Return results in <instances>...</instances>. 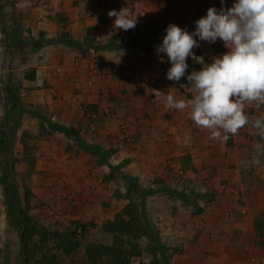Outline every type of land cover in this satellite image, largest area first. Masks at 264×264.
<instances>
[{
	"label": "rangeland",
	"instance_id": "374dc122",
	"mask_svg": "<svg viewBox=\"0 0 264 264\" xmlns=\"http://www.w3.org/2000/svg\"><path fill=\"white\" fill-rule=\"evenodd\" d=\"M120 3L121 9L133 10L136 7L144 11L147 17L143 20L149 19L148 22L155 24L162 38L167 25L158 21L156 10H160L159 16L165 17V9L170 5L177 14L183 15L191 10L187 3H193L192 7L197 9L196 13L201 18L209 7H221L220 0H138L137 3L135 0L129 3L122 0ZM232 4L233 0H226L224 7ZM7 5L4 2L0 11L16 10L14 0ZM98 7L101 8L100 5ZM103 16L96 17V22L109 24L105 18L106 22L100 21ZM188 19L195 23L197 16ZM114 20L111 19L112 28L106 32L109 38L103 42L92 33L95 25L85 29L84 37L77 40H86V46L78 48L60 44L70 57L67 62L56 59L50 65L48 71L52 70L57 76L53 82L51 79L43 80V74L37 77L40 80L37 81L34 68L22 70L29 61V55L35 52L31 46L32 37L24 35L22 48L5 49L2 44L5 38L1 35L5 26L18 31L19 25L16 16L12 20L9 15L5 18V13H0V130L6 132V136L0 134V178L4 171L8 172L24 215L32 218V222L46 232L45 237L35 238L38 242L44 240L39 242L42 252L54 256L57 264H84L86 245H109L111 236L101 231V224L113 219L128 203L125 198L127 183L123 179L124 174H128L137 180L133 183L137 191L132 190L131 197L136 204H143L147 222L152 224L159 237L160 228H164L167 222L165 217L170 229L176 224L184 225L189 218L185 225L193 229L190 233L193 237L200 240L208 236L207 239L216 244L212 247L218 251L233 249L236 255H232V260L237 264H264V246L261 245L264 243V137L259 136L249 124L235 135L228 134L226 145L220 146L223 138L211 139L210 130L197 127L188 118L187 110L179 112L165 108L164 102L160 103L162 98L155 99L156 91L187 100L193 95L189 82L186 78L179 82L166 79L165 74L171 64L167 57L161 62L156 53L157 46H152L149 51L95 49L93 46L97 43L107 45L111 37L120 44L130 38L136 40L137 32L141 36L146 34L148 22H139L134 35L128 33L127 40H124L121 37L124 35L116 33ZM63 33L72 38L63 31L56 37ZM92 40L94 43L90 42ZM74 51L81 52L78 55L82 56L85 53L87 58L75 59ZM193 51L210 63L214 56L223 54L226 49L221 41H217L215 44L201 42L200 47ZM104 52L112 54L102 56ZM144 68H147V77ZM200 68L198 64L195 70ZM136 71L137 79L134 78ZM32 73L35 77L31 83L27 77ZM94 87L96 92H91ZM15 99L19 103L16 108L20 116L17 117L11 110ZM247 112L253 120L264 116V108L255 104L249 105ZM38 116L74 129L80 142L77 143L73 136L67 137L51 130L49 122ZM158 118L161 123L176 126V134L182 131L183 136L188 134L194 141L202 135L201 140L211 147L208 156L216 159L192 161L176 157L178 161L172 168L164 156H158L164 153H157L155 144L148 141L138 144L136 138L135 141L132 139L137 134L133 128L157 122ZM13 121L16 123L14 134L11 132ZM110 136L113 137L109 140ZM158 148L161 149L162 145ZM140 153L147 154L151 170L157 169L160 158L159 165L171 168L172 172L176 170L177 176H147L140 180L134 172L135 158H139ZM109 165L115 170H111ZM8 188L9 184L0 180V264H18L19 231L12 214L16 206L12 204L14 199ZM141 189L145 194L138 192ZM183 191L192 192L195 205H191V200L183 202L173 193ZM197 193L209 197L197 199ZM178 209L181 211L175 214ZM77 222L86 227L82 238L75 230ZM196 225H201L206 234L202 235L203 230L197 229ZM181 238H187V234ZM75 240L80 247L64 253L65 242ZM148 244L147 239L141 240L144 254L141 258H134L131 264H150ZM180 251L179 245L169 248L165 259L160 257V264H169L168 258Z\"/></svg>",
	"mask_w": 264,
	"mask_h": 264
},
{
	"label": "clouds",
	"instance_id": "9594fccd",
	"mask_svg": "<svg viewBox=\"0 0 264 264\" xmlns=\"http://www.w3.org/2000/svg\"><path fill=\"white\" fill-rule=\"evenodd\" d=\"M225 2L220 0V8L209 7L191 32L176 24L166 27L162 43L156 47L161 62L167 57L171 64L166 79L179 82L186 77L193 95L185 100L156 91L155 99L162 98L169 110H187L197 127L210 130L211 139L226 140L228 134L235 135L249 124L264 137V116L253 120L247 112L251 104L264 106V0H233L231 7H224ZM107 14L115 18L114 27L119 30L134 29L139 22V15L127 8ZM217 41L226 51L210 63L193 51L201 42ZM189 58L201 68L186 75ZM190 139L186 137V141Z\"/></svg>",
	"mask_w": 264,
	"mask_h": 264
},
{
	"label": "crops",
	"instance_id": "0c3cea01",
	"mask_svg": "<svg viewBox=\"0 0 264 264\" xmlns=\"http://www.w3.org/2000/svg\"><path fill=\"white\" fill-rule=\"evenodd\" d=\"M10 0L0 1V7L5 2V5L8 4ZM16 3V10H1L0 13H5V18L9 15V17L13 20V16L17 17V25H19V30L13 31L10 28L4 29V32L1 34L5 40L2 42L5 49L9 50L14 46H18L22 48L24 35H28L32 37V50L35 51L31 55H29L27 64H24L22 70L26 68H34L36 70V80L40 74H43V80L50 81V79L54 82L57 77L55 73L50 70L48 71L50 65H53L56 59H61L64 62H67L69 59V55L60 48V44H51L44 45L43 42L39 40H52L57 36L59 32H68L74 40H78L83 38L85 35V29L90 26H95L92 31L93 35L97 40H101L102 42L109 38V35L106 34L108 28H112V21L114 17H109L108 12L110 10H121V1L122 0H14ZM137 3L138 0H135ZM191 10H187L186 14L183 15L177 14L173 6L169 5V8H166L165 14L167 16H159L160 10H156V17L158 21L162 24H176L181 28H187L188 30L193 31L195 28V23H190L188 17L190 19H194L197 16V20L199 19L198 13H196L197 9L192 7L193 3H187ZM186 4V6H187ZM100 5L101 8L98 7ZM8 6V5H7ZM187 6V7H188ZM100 14L104 15L103 18L109 21V24L106 25L98 24L96 19L100 16ZM188 15V17H187ZM177 16V19H175ZM19 17L21 19H19ZM97 17V18H96ZM155 17V15H154ZM112 19V21H111ZM6 22H8L6 20ZM14 22V21H13ZM45 33V37H42V34ZM21 35V36H20ZM22 40V41H18ZM203 44V43H202ZM25 47V45H24ZM26 48V47H25ZM7 53V52H6ZM81 52H75L74 55L76 58L78 57H86L84 55H78ZM117 53H122L118 51ZM112 53L104 52L102 56H111ZM108 58V57H107ZM77 65V64H76ZM149 65V64H147ZM148 67V66H147ZM77 69V67H76ZM146 69L144 68L145 77H147ZM2 71V69H1ZM0 71V72H1ZM2 73V72H1ZM6 73V71H5ZM74 74L71 73V76ZM35 80V81H36ZM71 80V79H70ZM29 82V81H28ZM32 83V81H31ZM34 83V81H33ZM91 92H96L95 87L91 90ZM95 95V94H94ZM93 95V96H94ZM164 102L163 100L160 103ZM159 103V101H158ZM160 105V104H159ZM158 105V106H159ZM62 121V118L61 120ZM62 123V122H61ZM148 125H153L149 127ZM144 124L142 127L133 128V131L136 130V135L132 136V139L136 141L138 144L142 142H150L151 144H155V149L157 153L163 152L164 155H159L161 158L164 156L165 162H168L172 168H174L178 158L176 157H184L185 159L189 158L192 161H205V160H215L216 158H212L208 156V151H210L209 146L204 144L203 136H199L201 138H197L195 141L193 137L190 140L186 141V137L188 134L183 136V132L181 134L177 133V127L173 124L161 123L159 118L157 122H151L150 124ZM146 127V128H145ZM145 128V130H142ZM140 132L138 133V131ZM168 134H173L172 137L168 136ZM165 136V137H164ZM113 136L108 137L110 140ZM240 141V140H239ZM113 142V141H111ZM158 145H162V148L159 149ZM226 140L223 139V142L220 146H225ZM176 147V148H175ZM236 147V145H235ZM152 148V147H151ZM150 148V149H151ZM176 150V151H174ZM173 151V152H172ZM135 174L140 178L142 177H176L177 174L172 172L171 168H165L163 165H159L160 158H158L157 169L151 170L150 162L147 161V154L140 153L139 158H135ZM169 160V161H167ZM189 172V171H187ZM178 173V171L176 172ZM147 174V175H146ZM143 182V180L141 181ZM181 210L175 213H179ZM167 216V215H166ZM191 218V217H190ZM192 219V218H191ZM189 220L186 219L185 223ZM165 221L169 222L165 217ZM164 228H160L159 234L161 238L162 244L166 249L171 247H175L179 245L181 251L179 253L173 254L168 258L169 264H231L238 263L237 261L232 260V255H236V251L233 249L229 251H218L215 250L212 246H216L214 242H210V239H207L206 236L204 238L198 240V238L193 237L192 231L193 229H189L188 225L179 226L176 224L172 229L167 225ZM197 229L203 230L201 225L195 226ZM187 234V238H181V235ZM201 235V236H202ZM217 236V235H216ZM208 241V244L205 243ZM215 241V240H214ZM205 244L208 246H203ZM212 247V248H211ZM227 252V255L224 253ZM221 262V263H220Z\"/></svg>",
	"mask_w": 264,
	"mask_h": 264
},
{
	"label": "trees",
	"instance_id": "16d2710c",
	"mask_svg": "<svg viewBox=\"0 0 264 264\" xmlns=\"http://www.w3.org/2000/svg\"><path fill=\"white\" fill-rule=\"evenodd\" d=\"M4 1V0H0ZM102 23L106 22L104 18L100 20ZM152 22L147 23V31L144 36L135 34L137 36L136 40L130 38L131 40H127V42L116 44L110 38L107 45L96 44L93 46L95 49H104V50H113V49H125V48H134V49H142L143 51H149L152 46H157L162 43V33L160 29L155 25L151 24ZM138 34V35H137ZM134 35V34H133ZM94 40V39H93ZM90 41L91 43H94ZM43 42L44 45L51 44H62L67 46H75V47H83L86 46V40L83 42H77L72 38H69L66 33L52 39V40H39ZM90 46V45H89ZM188 63V60H187ZM188 72L191 70H195L198 67V64L194 60H190ZM186 72V75L188 74ZM35 75L32 73L27 77V80H34ZM186 78V77H185ZM185 78H181V81ZM19 103L15 99L13 102V106L11 110L15 111V116H20V113L17 112L16 105ZM264 108V106H262ZM12 115V112H10ZM43 121L49 122L50 129L64 134L67 137L73 136L77 143L80 142L76 131L72 128H68L65 126L57 125L52 123L50 120H47L43 116H38ZM16 123L13 121V129L11 132L15 133ZM5 130L1 129L0 134L2 136H6ZM97 152V150H95ZM111 170H115L114 167L110 166ZM7 171L3 172L0 180L9 184L10 191L12 192V197L14 201L12 204L16 207L13 210V218L16 220V226L19 231V262L18 264H57V260L54 256H48L42 252V248L39 242L43 243L44 240L38 242L35 240L36 237H42L46 235V232L40 230L35 223L32 222V218L26 217L21 210L20 201L17 198L16 187L13 181L10 180V176L7 174ZM123 179L127 183L125 198L128 200V203L124 206V208L117 213L113 219L105 221L101 224V231L111 236V243L109 245L100 244V243H91L84 247V256L85 262L84 264H131L134 258H141L144 254V249L141 245V240L143 238L148 240V253L151 257L150 264H160V257L164 260L165 255L167 254V250L165 246L162 244L160 237L158 236V232L152 226L151 223L147 222L146 216L143 213L142 209H144L143 204H136L131 197V191H137L133 188V183L136 178H132L128 174H124ZM139 193L145 194L143 190H139ZM175 196L179 199L183 200V202L188 203L190 201L191 205L196 204V199L191 195L192 192H173ZM197 199L208 198L209 196L206 194H196ZM189 203V204H190ZM11 204V203H10ZM12 208V209H13ZM75 230L79 232L80 238L83 237L85 233V225L77 222L75 224ZM67 246L63 248L64 253L68 254L73 249H77L80 247V243L78 240L74 242L68 241L65 242ZM264 246V243L261 244ZM159 257V258H158Z\"/></svg>",
	"mask_w": 264,
	"mask_h": 264
},
{
	"label": "built area",
	"instance_id": "2783aa9c",
	"mask_svg": "<svg viewBox=\"0 0 264 264\" xmlns=\"http://www.w3.org/2000/svg\"><path fill=\"white\" fill-rule=\"evenodd\" d=\"M126 2H130V0H125ZM131 1H133V0H131ZM127 9H129V8H127ZM132 13H134V14H138L139 15V17H138V21L141 23L142 22V24H144V23H147L148 21H149V19L148 20H143L145 17H147V15L145 14V12L144 11H142V10H138L136 7L135 8H133V10H131V9H129ZM147 19V18H146ZM144 21V22H143ZM139 22H138V24L136 25V26H138V25H140L139 24ZM136 31H135V28L134 29H130V30H128V31H123V30H119V29H116V33H117V35H124V36H121V37H124V40H127V37H126V34H128V33H130V34H134ZM137 76H138V72L136 71L135 73H134V78L135 79H137Z\"/></svg>",
	"mask_w": 264,
	"mask_h": 264
}]
</instances>
